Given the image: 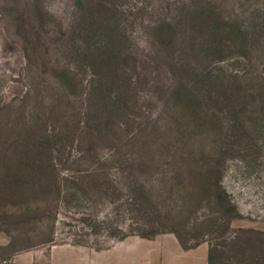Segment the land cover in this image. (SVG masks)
I'll return each instance as SVG.
<instances>
[{
  "label": "rangeland",
  "instance_id": "374dc122",
  "mask_svg": "<svg viewBox=\"0 0 264 264\" xmlns=\"http://www.w3.org/2000/svg\"><path fill=\"white\" fill-rule=\"evenodd\" d=\"M66 244L264 264V0H0V259Z\"/></svg>",
  "mask_w": 264,
  "mask_h": 264
},
{
  "label": "crops",
  "instance_id": "0c3cea01",
  "mask_svg": "<svg viewBox=\"0 0 264 264\" xmlns=\"http://www.w3.org/2000/svg\"><path fill=\"white\" fill-rule=\"evenodd\" d=\"M108 250L100 257L109 258L110 260H116L114 264H134L131 262H125L126 251L118 248L115 250ZM122 251V252H121ZM133 254L135 253L132 251ZM48 258L42 254L41 251L38 252H22L14 253L9 256V259H0V264L3 262H10L11 264H42L46 261L47 264H91L88 256L86 258H79V249L73 245H57L51 246L48 249ZM84 253V252H83Z\"/></svg>",
  "mask_w": 264,
  "mask_h": 264
},
{
  "label": "trees",
  "instance_id": "16d2710c",
  "mask_svg": "<svg viewBox=\"0 0 264 264\" xmlns=\"http://www.w3.org/2000/svg\"><path fill=\"white\" fill-rule=\"evenodd\" d=\"M208 264H212V259H211V257L208 258Z\"/></svg>",
  "mask_w": 264,
  "mask_h": 264
}]
</instances>
